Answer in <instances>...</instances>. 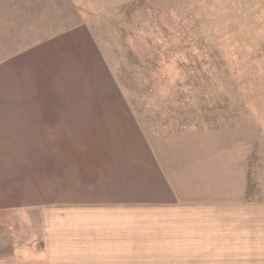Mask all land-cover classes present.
<instances>
[{
	"label": "rangeland",
	"instance_id": "374dc122",
	"mask_svg": "<svg viewBox=\"0 0 264 264\" xmlns=\"http://www.w3.org/2000/svg\"><path fill=\"white\" fill-rule=\"evenodd\" d=\"M105 103L168 153L199 130L264 131V0H0V264H80L51 184L79 157L54 162Z\"/></svg>",
	"mask_w": 264,
	"mask_h": 264
},
{
	"label": "crops",
	"instance_id": "0c3cea01",
	"mask_svg": "<svg viewBox=\"0 0 264 264\" xmlns=\"http://www.w3.org/2000/svg\"><path fill=\"white\" fill-rule=\"evenodd\" d=\"M101 106L117 108L93 109L99 121L89 126L87 143L60 140L63 148L74 146L56 152L54 162L79 157L68 167L56 164L61 175L71 172L51 183L63 203L55 209L64 219L57 226L65 247L81 251L72 258L80 264H264V131L250 135L233 124L199 130L191 145L168 153L138 132L131 104ZM64 126L85 138L87 124ZM65 186L72 187L67 201ZM85 226L97 230L93 237Z\"/></svg>",
	"mask_w": 264,
	"mask_h": 264
}]
</instances>
